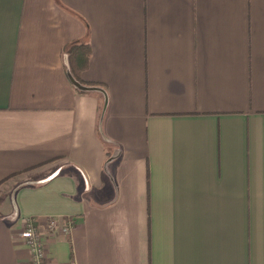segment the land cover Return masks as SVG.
<instances>
[{"label":"crops","instance_id":"1","mask_svg":"<svg viewBox=\"0 0 264 264\" xmlns=\"http://www.w3.org/2000/svg\"><path fill=\"white\" fill-rule=\"evenodd\" d=\"M10 179L0 264H264V0H0Z\"/></svg>","mask_w":264,"mask_h":264},{"label":"built area","instance_id":"2","mask_svg":"<svg viewBox=\"0 0 264 264\" xmlns=\"http://www.w3.org/2000/svg\"><path fill=\"white\" fill-rule=\"evenodd\" d=\"M20 235L29 249L31 264H48L42 238L31 219L25 220Z\"/></svg>","mask_w":264,"mask_h":264},{"label":"trees","instance_id":"3","mask_svg":"<svg viewBox=\"0 0 264 264\" xmlns=\"http://www.w3.org/2000/svg\"><path fill=\"white\" fill-rule=\"evenodd\" d=\"M65 52L72 78L82 84L80 74L88 67L91 54L90 46L87 43H71L66 46Z\"/></svg>","mask_w":264,"mask_h":264},{"label":"rangeland","instance_id":"4","mask_svg":"<svg viewBox=\"0 0 264 264\" xmlns=\"http://www.w3.org/2000/svg\"><path fill=\"white\" fill-rule=\"evenodd\" d=\"M73 79V78H72ZM73 81H74V83H76V84H79L77 81H75L74 79H73ZM105 174V173H104ZM12 184V179H10V181H4L3 183H2V185L0 186V196H2V194L3 195H5L8 191H9V189H10V187L8 186V184ZM89 184L90 185H92L91 187H92V196L95 198V199H97V201H100V199H102V197L98 194V193H100V192H103V193H105V198H107V192L108 193H110L109 191H108V189H107V184L106 185H102V186H99V185H97V183L96 182H94V181H89ZM104 196H103V198H104ZM26 219H31L32 220V222H34L35 223V225H36V227H37V232L40 234V231H39V228H38V226H37V223H36V220H35V218H31V217H28V218H26ZM25 219V220H26ZM25 220H24V223H25ZM24 223H23V225H24ZM23 225H22V227H23ZM51 227L54 225L53 224V222H50V224H49ZM22 227H21V229H22ZM21 229H20V232H21ZM21 236V235H20ZM40 236H41V234H40ZM22 238V237H21ZM41 238H42V236H41ZM42 242H43V240H42ZM44 244V243H43ZM29 250V249H28ZM46 253V252H45ZM29 254H30V252H29ZM31 262V261H30Z\"/></svg>","mask_w":264,"mask_h":264}]
</instances>
